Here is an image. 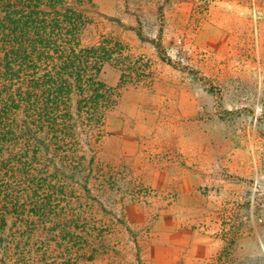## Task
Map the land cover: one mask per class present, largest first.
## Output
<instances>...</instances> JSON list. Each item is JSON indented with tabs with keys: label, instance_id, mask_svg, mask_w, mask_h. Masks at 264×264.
Masks as SVG:
<instances>
[{
	"label": "rangeland",
	"instance_id": "1",
	"mask_svg": "<svg viewBox=\"0 0 264 264\" xmlns=\"http://www.w3.org/2000/svg\"><path fill=\"white\" fill-rule=\"evenodd\" d=\"M92 4L82 44L123 45L79 143L109 181L90 187L112 251L87 264H264V0Z\"/></svg>",
	"mask_w": 264,
	"mask_h": 264
},
{
	"label": "trees",
	"instance_id": "2",
	"mask_svg": "<svg viewBox=\"0 0 264 264\" xmlns=\"http://www.w3.org/2000/svg\"><path fill=\"white\" fill-rule=\"evenodd\" d=\"M92 0H0V264H82L112 251L104 184L80 154L115 105L111 34L82 44ZM93 137V136H92ZM94 183L92 188L90 184Z\"/></svg>",
	"mask_w": 264,
	"mask_h": 264
},
{
	"label": "crops",
	"instance_id": "3",
	"mask_svg": "<svg viewBox=\"0 0 264 264\" xmlns=\"http://www.w3.org/2000/svg\"><path fill=\"white\" fill-rule=\"evenodd\" d=\"M94 7V6H93ZM85 32H88V34H89V36H90V40H94L95 39V37H96V33L98 32V30H97V28L95 27V23L88 29V30H85ZM85 32H84V34H85ZM111 35H113L114 37H116V38H118L119 40H120V43L123 45V42L121 41V39H120V37H118V36H115L114 34H112V33H110ZM104 35H108V34H104ZM102 36V35H101ZM101 36H99V38L97 39V40H95L94 42H97L99 39H100V37ZM84 40V39H83ZM93 42V43H94ZM111 253V252H110ZM109 253V254H110ZM109 254H107V255H109ZM104 256H106V255H104ZM100 257H103V256H98L96 259H94L93 261H88V262H84V263H82V264H87V263H91V262H94L95 260H97V259H99Z\"/></svg>",
	"mask_w": 264,
	"mask_h": 264
}]
</instances>
